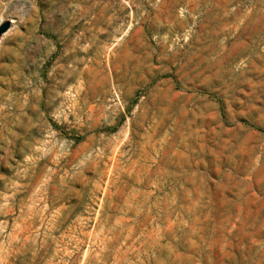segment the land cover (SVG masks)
Listing matches in <instances>:
<instances>
[{
    "label": "rangeland",
    "instance_id": "1",
    "mask_svg": "<svg viewBox=\"0 0 264 264\" xmlns=\"http://www.w3.org/2000/svg\"><path fill=\"white\" fill-rule=\"evenodd\" d=\"M0 264H264V0H0Z\"/></svg>",
    "mask_w": 264,
    "mask_h": 264
},
{
    "label": "water",
    "instance_id": "2",
    "mask_svg": "<svg viewBox=\"0 0 264 264\" xmlns=\"http://www.w3.org/2000/svg\"><path fill=\"white\" fill-rule=\"evenodd\" d=\"M10 27L11 25L9 22H5L4 24L0 25V39L2 35L9 30Z\"/></svg>",
    "mask_w": 264,
    "mask_h": 264
}]
</instances>
